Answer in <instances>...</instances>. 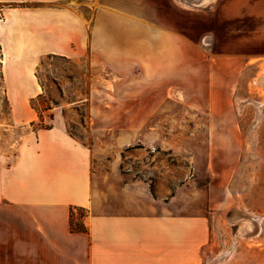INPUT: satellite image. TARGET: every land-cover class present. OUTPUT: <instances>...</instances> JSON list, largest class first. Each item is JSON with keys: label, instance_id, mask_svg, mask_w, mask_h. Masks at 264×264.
<instances>
[{"label": "crops", "instance_id": "obj_1", "mask_svg": "<svg viewBox=\"0 0 264 264\" xmlns=\"http://www.w3.org/2000/svg\"><path fill=\"white\" fill-rule=\"evenodd\" d=\"M201 6L182 0H0L1 80L11 127L22 129L16 152L0 157V204L17 209L15 218L23 221V243L16 247L23 250V264L205 263L214 247L205 212L174 210L158 185L152 195L144 187L138 190L145 182L132 178L112 184L105 177L101 186L95 172L101 153L69 133L63 106L49 111L51 129L35 130L40 119L31 105L45 95L36 73L49 57L86 59L92 67L140 74L149 81L154 75H186L188 46L205 32ZM234 14L227 0L213 8L208 19L217 36L242 19ZM96 82L90 79L88 94L93 121L100 112L93 103ZM103 115L151 120L150 112ZM214 117L212 112L211 122ZM114 165L119 168L118 160ZM119 189L127 193L126 201H114ZM110 205L134 209L102 210ZM72 208L87 211V232H71Z\"/></svg>", "mask_w": 264, "mask_h": 264}, {"label": "rangeland", "instance_id": "obj_2", "mask_svg": "<svg viewBox=\"0 0 264 264\" xmlns=\"http://www.w3.org/2000/svg\"><path fill=\"white\" fill-rule=\"evenodd\" d=\"M182 1L202 5L205 12V32L188 46L186 75H154L149 81L140 74L119 75L92 67L86 59L45 58L40 66L45 100L37 106L43 112L51 100L63 106L68 130L83 144L97 147L101 153L95 159L97 183L105 177L112 184L132 178L145 182L138 190L144 187L152 195L158 185V191L167 195L164 202L172 203L174 210L205 212L213 245L219 244L224 255L207 263L206 254L204 264H264V0H227L242 19L225 26L219 36L208 17L223 0ZM92 77L97 81L93 103L100 110L94 121L89 118ZM81 100L85 102L76 104ZM212 100L214 106L209 105ZM102 111L115 116L150 112L151 120L117 121ZM10 113L0 70L4 159L16 152L22 135L20 127H11ZM50 114L44 113L48 124ZM115 160L119 168L113 166ZM124 193L119 189L112 195L114 201H126ZM139 197L144 198L142 193ZM238 206L263 217L260 235L235 239L238 225L228 216H234L229 211ZM123 209L134 208L110 205L102 210ZM17 213L0 204V264H23V250L16 248L23 243V221L15 218Z\"/></svg>", "mask_w": 264, "mask_h": 264}, {"label": "bare ground", "instance_id": "obj_3", "mask_svg": "<svg viewBox=\"0 0 264 264\" xmlns=\"http://www.w3.org/2000/svg\"><path fill=\"white\" fill-rule=\"evenodd\" d=\"M209 0H201V4L206 3ZM198 4V3H197ZM229 213H234V216H228L229 221H234L237 224V232L235 234V239L244 237H255L262 232V222L263 217L249 212L246 208L242 206L235 207L229 211ZM233 223V222H232ZM239 237V238H237ZM221 246L214 245V247L207 253V263L215 260L217 257L223 256ZM209 260V261H208Z\"/></svg>", "mask_w": 264, "mask_h": 264}, {"label": "trees", "instance_id": "obj_4", "mask_svg": "<svg viewBox=\"0 0 264 264\" xmlns=\"http://www.w3.org/2000/svg\"><path fill=\"white\" fill-rule=\"evenodd\" d=\"M56 57H49L48 59H55ZM57 59H63V60H67L66 58H57ZM43 65V63L41 64ZM41 67L38 68L37 70V73H36V77L41 85V87L44 89V85H43V82L40 78V69ZM41 100H45V95H40L38 98L36 99H33L32 102H31V105L34 109H36L39 113V123L37 124H34V128L35 130H41V129H51L52 128V124H48L45 122V119H44V116H43V110L41 111L37 104L41 101ZM55 106H58V103L51 100V103H47V106L46 108L44 109V112H48V111H51L53 110V108ZM49 119L50 121L53 120V114H50L49 115ZM69 133L78 138V136L76 134H74L73 132H70ZM77 213V214H75ZM87 214V211L85 209H82V208H72L71 209V212H70V229H71V232L72 233H85L87 232V229L85 227V225L83 224V218L86 216Z\"/></svg>", "mask_w": 264, "mask_h": 264}]
</instances>
